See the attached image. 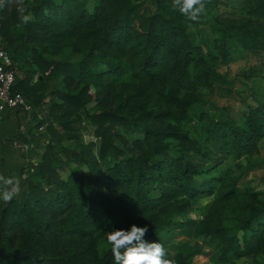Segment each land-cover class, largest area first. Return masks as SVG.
Listing matches in <instances>:
<instances>
[{
  "label": "trees",
  "instance_id": "trees-1",
  "mask_svg": "<svg viewBox=\"0 0 264 264\" xmlns=\"http://www.w3.org/2000/svg\"><path fill=\"white\" fill-rule=\"evenodd\" d=\"M25 3L33 17L26 25L19 21L15 3L0 10L3 48L15 61L32 56L31 66L37 68L17 79L13 91L33 106L57 96L61 102L52 99L48 116L71 131L82 124L81 110L94 101V87L104 104L90 116L101 139L100 161L87 148L64 147L56 129L49 128L56 143L49 141L41 162L25 173L21 195L7 204L0 201V264H114L106 243L109 231L148 226L145 239L158 242L169 229L185 226V215L206 198L212 202L199 232L215 243L218 262L237 264L235 260L252 257L253 264H264L257 259L264 257L260 195L240 192L239 176L220 166L201 170L193 159L209 160L213 147L235 161L259 153L264 103L250 107L238 124L208 118L197 92L211 87L216 66L228 62L234 51L264 52V0H236L234 7L246 16L238 23L215 19L220 28L216 55L209 60L193 28L205 23L219 0H205V12L196 22L175 10L172 0H152L151 16L147 0H96L92 10L85 0ZM12 28L19 31L15 39L9 37ZM72 38L87 60L78 64L79 89L59 92L51 82L63 77L70 86L75 66L50 61L38 47ZM97 57L106 63L98 74L91 64ZM126 74L134 82L128 85L132 90L125 98L120 94L116 108L111 107L113 90ZM172 114L192 115L202 123V139L163 125ZM119 127L133 135L131 151L116 145ZM67 138L78 140L76 135ZM72 161L79 168L66 172ZM166 254L175 264H193L201 251L185 246L175 255Z\"/></svg>",
  "mask_w": 264,
  "mask_h": 264
},
{
  "label": "rangeland",
  "instance_id": "rangeland-1",
  "mask_svg": "<svg viewBox=\"0 0 264 264\" xmlns=\"http://www.w3.org/2000/svg\"><path fill=\"white\" fill-rule=\"evenodd\" d=\"M88 8L92 10L96 0H85ZM152 0H147V15L151 16L155 10L151 9ZM236 0H219V4L215 9L206 15L205 23L194 27L198 41L200 42L204 56L209 60L210 57L216 55L214 50V40L218 36L217 30L220 28L219 23L215 21L217 18H229L234 22H240L246 17L237 7H234ZM11 7L7 11V16L10 14ZM0 19H2L0 14ZM19 34L17 29H11V36L14 39ZM75 38L69 41L57 44H45L47 47H38L39 51L50 61L72 62L75 66V75L73 83L68 86L67 82L62 78L53 80L52 87L57 91H75L79 89V66L81 60H87L86 54L74 47ZM5 44V43H4ZM2 45V44H1ZM3 46V45H2ZM45 50V51H44ZM34 64L33 57H22L18 63V70L23 75H27L29 71L37 69ZM92 70L98 74L106 70V63L97 57L94 62H91ZM129 73V72H128ZM38 79V75L33 78V83ZM125 83V85H123ZM134 82L130 75L123 76V82L119 83L113 90V101L111 107L116 108L119 100V95L127 97L131 92L128 85ZM90 94L94 96V101L90 102L81 110L83 118L82 124L76 123L74 129L66 131L60 124L53 123L49 116L50 107L53 100L61 102L57 96H47L43 99L39 107L44 118H36V129L39 134L38 141L35 143V154L37 159L35 163L27 166L23 172L24 177L21 180V191L17 197L21 195L24 189V183L27 178V171L32 172V165L41 162L42 154L47 144L56 140L50 132V127L56 129L59 133V140L64 147L70 149L87 148L89 156L100 161L99 151L101 147V139L94 134L95 126L91 123L90 116L100 112L104 104L97 100L96 89L91 87ZM197 97L200 100L202 109L208 115V118H214L221 121L233 119L238 124L245 121L250 107H256L258 104L264 103V52H238L234 51L232 58L228 62H219L215 68V75L211 87H201L198 89ZM37 107V106H36ZM129 107L125 113H129ZM59 113V112H58ZM163 125H171L188 133L192 138L202 139L203 130L202 123L193 118L192 115L182 116L172 114ZM120 138L116 140V145L124 148L126 151L133 149V135L124 127H119L116 130ZM68 135H76L78 140L68 139ZM43 138V141L41 140ZM213 153L209 160L202 161L194 156L195 164L201 170H211L215 166H220L225 172L231 173L233 177H238V189L243 193H257L264 201V138L259 145V153L254 156L243 157L239 161L222 154L218 148L213 147ZM62 161L65 159L62 157ZM79 165L72 161L65 171L76 170ZM87 172V167L81 168ZM212 199L206 198L195 203L188 214L183 218V227H174L166 231L158 242H161L168 254L175 255L185 246H193L201 251L193 264H220L217 260L215 252V243L211 239H205L199 232L201 220L206 215L207 209L211 205ZM264 221V217L262 218ZM260 262L264 263V257L258 256ZM233 260V259H231ZM237 264H253V258L235 260Z\"/></svg>",
  "mask_w": 264,
  "mask_h": 264
},
{
  "label": "clouds",
  "instance_id": "clouds-1",
  "mask_svg": "<svg viewBox=\"0 0 264 264\" xmlns=\"http://www.w3.org/2000/svg\"><path fill=\"white\" fill-rule=\"evenodd\" d=\"M15 3L18 19L28 24L33 17L25 0H0V10L7 4ZM173 8L188 21L196 22L205 12V0H172ZM21 191V179L16 176L0 174V201L10 203ZM148 226L132 225L130 229L113 230L106 234V243L110 248L114 264H175L166 258V250L161 242H149L145 239Z\"/></svg>",
  "mask_w": 264,
  "mask_h": 264
},
{
  "label": "crops",
  "instance_id": "crops-1",
  "mask_svg": "<svg viewBox=\"0 0 264 264\" xmlns=\"http://www.w3.org/2000/svg\"><path fill=\"white\" fill-rule=\"evenodd\" d=\"M18 59L13 60L14 69L18 79L24 78L23 73L18 70ZM42 105L34 106V111L25 113L22 111L7 110L0 117V174L5 176H16L21 180L24 170L31 163H35V143L38 141L36 118H44ZM48 116L47 112L45 114ZM43 141V138L41 139ZM37 151V150H36ZM36 158V159H35Z\"/></svg>",
  "mask_w": 264,
  "mask_h": 264
},
{
  "label": "built area",
  "instance_id": "built-area-1",
  "mask_svg": "<svg viewBox=\"0 0 264 264\" xmlns=\"http://www.w3.org/2000/svg\"><path fill=\"white\" fill-rule=\"evenodd\" d=\"M18 79L14 69L13 57L0 42V117L7 110L31 113L34 106L19 92H14Z\"/></svg>",
  "mask_w": 264,
  "mask_h": 264
}]
</instances>
